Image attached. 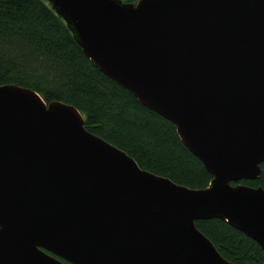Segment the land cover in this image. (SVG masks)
<instances>
[{
    "label": "water",
    "instance_id": "95a60500",
    "mask_svg": "<svg viewBox=\"0 0 264 264\" xmlns=\"http://www.w3.org/2000/svg\"><path fill=\"white\" fill-rule=\"evenodd\" d=\"M45 1L211 181L144 171L73 106L0 85V264H232L195 226L212 219L264 264V191L237 183L264 162V0Z\"/></svg>",
    "mask_w": 264,
    "mask_h": 264
},
{
    "label": "trees",
    "instance_id": "16d2710c",
    "mask_svg": "<svg viewBox=\"0 0 264 264\" xmlns=\"http://www.w3.org/2000/svg\"><path fill=\"white\" fill-rule=\"evenodd\" d=\"M4 84L33 90L46 104L73 106L86 131L125 152L144 171L188 189L200 190L211 181L201 162L181 144L176 127L104 76L44 1L0 0V85ZM259 166V178L237 183L264 191V162ZM194 222L229 263H263L257 243L227 222Z\"/></svg>",
    "mask_w": 264,
    "mask_h": 264
},
{
    "label": "rangeland",
    "instance_id": "374dc122",
    "mask_svg": "<svg viewBox=\"0 0 264 264\" xmlns=\"http://www.w3.org/2000/svg\"><path fill=\"white\" fill-rule=\"evenodd\" d=\"M41 1H44V2H46L45 0H41ZM47 3V2H46Z\"/></svg>",
    "mask_w": 264,
    "mask_h": 264
}]
</instances>
